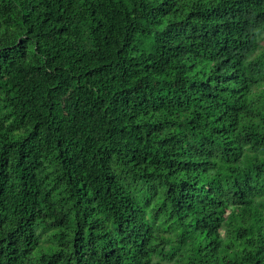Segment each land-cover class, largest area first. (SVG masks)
Instances as JSON below:
<instances>
[{"label": "trees", "instance_id": "1", "mask_svg": "<svg viewBox=\"0 0 264 264\" xmlns=\"http://www.w3.org/2000/svg\"><path fill=\"white\" fill-rule=\"evenodd\" d=\"M0 264H264V0H0Z\"/></svg>", "mask_w": 264, "mask_h": 264}]
</instances>
